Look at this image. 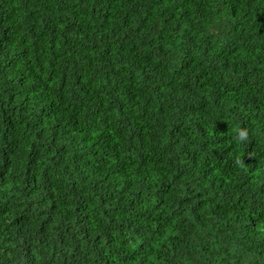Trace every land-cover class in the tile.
<instances>
[{
  "label": "trees",
  "instance_id": "16d2710c",
  "mask_svg": "<svg viewBox=\"0 0 264 264\" xmlns=\"http://www.w3.org/2000/svg\"><path fill=\"white\" fill-rule=\"evenodd\" d=\"M0 264H264V0H0Z\"/></svg>",
  "mask_w": 264,
  "mask_h": 264
},
{
  "label": "clouds",
  "instance_id": "9594fccd",
  "mask_svg": "<svg viewBox=\"0 0 264 264\" xmlns=\"http://www.w3.org/2000/svg\"><path fill=\"white\" fill-rule=\"evenodd\" d=\"M248 135H249V133H248V130L246 128L238 130V140H240V141L247 140ZM236 163L238 165H242L243 161L238 157L236 160Z\"/></svg>",
  "mask_w": 264,
  "mask_h": 264
}]
</instances>
